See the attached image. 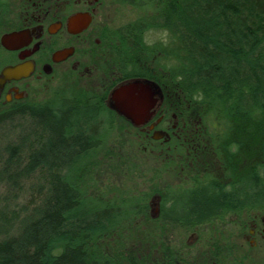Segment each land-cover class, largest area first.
Listing matches in <instances>:
<instances>
[{"label": "flooded vegetation", "instance_id": "af4514ba", "mask_svg": "<svg viewBox=\"0 0 264 264\" xmlns=\"http://www.w3.org/2000/svg\"><path fill=\"white\" fill-rule=\"evenodd\" d=\"M127 1L0 0V116L19 106L71 103L93 114L94 134L80 155L89 163H100L94 158L117 125L132 147L161 161L163 172H154L149 188L102 189L104 199L125 209L114 223L140 228L131 244L141 251L127 256L150 264H264V198L237 201V189L222 187L232 178L211 161L218 151L202 107L160 83L157 59L136 51L121 12ZM139 78L157 82L162 97L137 124L113 107L112 92ZM203 191L230 193L234 201L201 219L180 215L185 200ZM141 192L149 194L142 204L133 197Z\"/></svg>", "mask_w": 264, "mask_h": 264}, {"label": "trees", "instance_id": "16d2710c", "mask_svg": "<svg viewBox=\"0 0 264 264\" xmlns=\"http://www.w3.org/2000/svg\"><path fill=\"white\" fill-rule=\"evenodd\" d=\"M141 2L151 6L153 15L128 26L136 51L147 52L145 60L157 59L160 83L202 107L208 138L218 151L211 161L221 165L218 174L232 178L222 187L237 189V201L262 202L264 0ZM149 30L165 38L150 44L144 39ZM26 116L27 126L7 147L8 160L20 163V155L28 153L26 170L42 172L43 187L36 195L38 205L13 232L0 235V264H150L148 258L126 254L141 251L131 244L140 228L114 223L125 209L104 199L91 167L69 160L88 149L92 112L71 103L19 106L1 115L0 122ZM148 195L133 197L142 204ZM226 200L234 198L198 192L185 200L180 215L201 219Z\"/></svg>", "mask_w": 264, "mask_h": 264}, {"label": "rangeland", "instance_id": "374dc122", "mask_svg": "<svg viewBox=\"0 0 264 264\" xmlns=\"http://www.w3.org/2000/svg\"><path fill=\"white\" fill-rule=\"evenodd\" d=\"M129 2L121 10L124 18L129 21L127 26L136 24L141 18L152 17L153 9L149 4L143 3L145 1L130 0ZM164 38L165 34L159 30H149L144 37L150 44ZM17 118L15 117L14 120L4 119L0 122V235L13 232L21 223L20 220L24 219L30 210L38 205L39 200L36 195L43 185L42 172L30 170L33 172L30 174L26 170V165L29 162L28 153L26 155L24 152L20 155V163L8 160L11 156L7 147L17 142L19 129L27 126L25 122L27 116ZM116 129L110 133L108 144L99 149L96 156L98 158H94L100 160V163H89V157L82 158L80 156L83 159V161L80 160L81 163L92 168V177L96 180L97 185H100L104 190L117 187L130 190L149 188V179L154 172H163L161 161L132 147L129 144L132 138L121 125H117ZM78 160L79 158L75 162ZM88 166L84 168L86 169ZM60 172L64 174L68 170L62 169ZM167 177L170 179L171 176ZM172 177L178 178L179 176L175 174Z\"/></svg>", "mask_w": 264, "mask_h": 264}, {"label": "water", "instance_id": "95a60500", "mask_svg": "<svg viewBox=\"0 0 264 264\" xmlns=\"http://www.w3.org/2000/svg\"><path fill=\"white\" fill-rule=\"evenodd\" d=\"M160 97L159 84L146 78L129 81L112 92L113 107L137 124L138 119L148 117L149 108Z\"/></svg>", "mask_w": 264, "mask_h": 264}]
</instances>
